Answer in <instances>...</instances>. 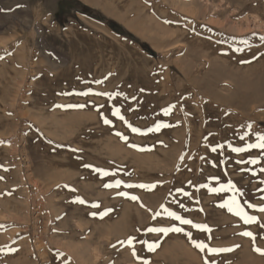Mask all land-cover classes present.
Masks as SVG:
<instances>
[{
    "label": "rangeland",
    "instance_id": "obj_1",
    "mask_svg": "<svg viewBox=\"0 0 264 264\" xmlns=\"http://www.w3.org/2000/svg\"><path fill=\"white\" fill-rule=\"evenodd\" d=\"M260 135L264 0H0V264H264Z\"/></svg>",
    "mask_w": 264,
    "mask_h": 264
},
{
    "label": "snow or ice",
    "instance_id": "obj_2",
    "mask_svg": "<svg viewBox=\"0 0 264 264\" xmlns=\"http://www.w3.org/2000/svg\"><path fill=\"white\" fill-rule=\"evenodd\" d=\"M118 112L119 110H117L116 112H114L113 114L114 115H118ZM121 119H123V117L121 116L120 117ZM105 123H110L108 120H105ZM130 126V125H129ZM131 127V126H130ZM134 132L136 131H139L138 129H135L133 128L132 129ZM119 135V134H118ZM258 141L259 143H256V144H249L247 147L248 148H259L261 150H264V135H260L258 136ZM215 150V149H213ZM245 149H242V148H235L233 149V151H236V152H240V151H244ZM258 161L256 160H253L251 161V163L255 164L257 163ZM107 187H111V185H106ZM117 186H119V183L117 184ZM127 187H133V185H127ZM139 187L141 188H150L151 186H147V185H139ZM234 186L229 183L228 185V188H233ZM213 191H216L215 189ZM121 195H124V196H128V193H120ZM132 200H137L138 198L135 197V196H132L131 197ZM81 203H83V201H81ZM94 206H98V205H94ZM182 206V205H181ZM221 207H227L228 208V211L230 212H234L235 215L237 216H240L245 223H250V222H255L258 220L257 217L255 216H249L247 215L243 210L242 208L240 207V205L237 203L236 200H232L230 201L228 204H222L220 205ZM249 207H255L253 205H249ZM163 208V206H162ZM163 211L165 213H167V215L177 221H179L181 224H184V225H192L194 228H197V229H201V230H205V231H211L210 228H208V226L206 225H199V224H195L193 221L191 220H188V219H185L179 215H177L175 212H172V211H169L167 208H163ZM258 211L260 212H264V207H260L258 209ZM155 215H159V213L155 214ZM264 226V225H262ZM183 229L179 228V227H172V228H149L148 231L149 232H162V233H165L167 234L169 231H174V232H180L182 231ZM243 235L245 236H250L253 238V240H255V237L253 236V234L251 232H244L242 233ZM186 235L189 236V238H191V234L190 233H186ZM129 244L132 243V240L129 239L128 241ZM194 245L200 249L201 251H203L207 245L202 243V242H196V241H193ZM149 250H153V245H149ZM232 249H213V248H209L208 251L211 252V253H217V252H220V251H231ZM255 251L261 253V254H264V250H261L259 248H255ZM133 254L135 255V251H133Z\"/></svg>",
    "mask_w": 264,
    "mask_h": 264
},
{
    "label": "bare ground",
    "instance_id": "obj_3",
    "mask_svg": "<svg viewBox=\"0 0 264 264\" xmlns=\"http://www.w3.org/2000/svg\"><path fill=\"white\" fill-rule=\"evenodd\" d=\"M90 2H92V3H95V2H98V0H89ZM40 34V33H39ZM63 37V36H62ZM64 38V37H63ZM4 51V50H3ZM7 51V50H6ZM9 52V51H8ZM4 53V52H3ZM27 66V65H26ZM40 71V70H39ZM13 73V72H12ZM22 73V72H21ZM54 97V96H53ZM21 99V98H20ZM44 99V98H43ZM37 101H39V100H37ZM50 105V104H49ZM2 106V105H1ZM7 111V110H6ZM6 115V114H5ZM27 118V117H26ZM14 122V121H13ZM28 128V127H27ZM46 129V128H45ZM44 129V130H45ZM89 136V135H88ZM114 137V136H113ZM35 138V137H34ZM30 139V138H29ZM73 141V140H72ZM33 145V144H32ZM70 146V145H69ZM33 147V146H32ZM12 148V147H11ZM75 149V148H74ZM12 150H13V148H12ZM94 153H95V151H94ZM97 153V152H96ZM95 153V154H96ZM98 153L100 154V151H98ZM98 154V155H99ZM83 159V158H82ZM103 161V160H102ZM91 164V163H90ZM92 164H95V162L93 163V161H92ZM87 165V164H86ZM105 169V168H104ZM120 174V173H119ZM113 176V175H112ZM110 177V176H109ZM88 178V177H87ZM114 178V177H113ZM116 178V177H115ZM94 180V179H93ZM104 180V179H103ZM91 181V180H90ZM102 183H104L103 181H102ZM106 184V183H105ZM94 185V184H93ZM99 185V184H98ZM72 188V187H71ZM84 189V188H83ZM75 190V189H74ZM51 191V190H50ZM74 192V191H73ZM91 193V192H90ZM99 193V192H98ZM98 195V194H97ZM85 196V195H84ZM91 196V195H90ZM89 196V197H90ZM107 196H109V195H107ZM83 197V196H82ZM70 198V197H69ZM72 198V197H71ZM103 198H105V197H103ZM113 198V197H112ZM90 199V198H89ZM97 199V198H96ZM114 199V198H113ZM64 200V199H63ZM88 200V199H87ZM106 201H107V199H106ZM62 202V201H61ZM102 203V202H101ZM50 204V203H49ZM77 204V203H76ZM64 205H66V204H64ZM63 205V206H64ZM70 206V205H69ZM74 206V205H73ZM106 207V206H105ZM116 207V206H115ZM142 208V207H141ZM81 209V208H80ZM84 210V209H83ZM144 210V209H143ZM63 211H64V209H63ZM100 211V210H99ZM120 211V210H119ZM62 212V211H61ZM85 212V211H84ZM157 212V211H156ZM101 213V212H100ZM72 214V213H71ZM74 218V217H73ZM72 218V219H73ZM95 219V218H94ZM105 219V218H104ZM56 220V219H55ZM96 220V219H95ZM116 220V219H115ZM102 221V220H101ZM104 221H106V220H104ZM63 222H65V221H63ZM92 222V221H91ZM96 222V221H95ZM107 222V221H106ZM97 224V223H96ZM98 225V224H97ZM110 225V224H109ZM133 225V224H132ZM62 227V226H61ZM100 227V226H99ZM108 229V228H107ZM84 230V229H83ZM92 232V231H91ZM85 233V232H84ZM100 233V232H99ZM92 234V233H91ZM101 234V233H100ZM138 234V233H137ZM122 235V234H121ZM93 236V235H92ZM139 236V235H138ZM95 237V236H94ZM119 237V236H118ZM111 238V237H110ZM131 239V238H130ZM96 240V239H95ZM150 241V240H149ZM118 242V241H117ZM164 242V241H163ZM153 243V242H152ZM119 244H121V243H119ZM123 246V245H122ZM176 246V245H175ZM147 247V246H146ZM149 247V246H148ZM110 248H111V246H110ZM124 248V247H123ZM178 248V247H177ZM176 248V249H177ZM166 249V248H165ZM179 249V248H178ZM113 250V249H112ZM117 250V249H116ZM120 251V250H119ZM130 251V250H129ZM77 252V251H76ZM159 253V252H158ZM165 253V252H164ZM105 254V253H104ZM112 254H114V253H112ZM130 255H131V253H130ZM99 256V255H98ZM210 256V255H209ZM157 257V256H156ZM111 258V257H110ZM155 258V257H154ZM170 258V257H169ZM183 258H186V257H184L183 256ZM154 260V259H153ZM156 260V259H155ZM179 260H181V259H179ZM154 262V261H153ZM113 263V262H112ZM164 263V262H163ZM172 263V262H171ZM105 264H106V262H105ZM114 264V263H113ZM137 264V263H136ZM148 264V263H147ZM181 264V263H180Z\"/></svg>",
    "mask_w": 264,
    "mask_h": 264
},
{
    "label": "trees",
    "instance_id": "obj_4",
    "mask_svg": "<svg viewBox=\"0 0 264 264\" xmlns=\"http://www.w3.org/2000/svg\"><path fill=\"white\" fill-rule=\"evenodd\" d=\"M145 48V50H147V52H149L150 54H152V51H150L149 49H148V47H144Z\"/></svg>",
    "mask_w": 264,
    "mask_h": 264
}]
</instances>
